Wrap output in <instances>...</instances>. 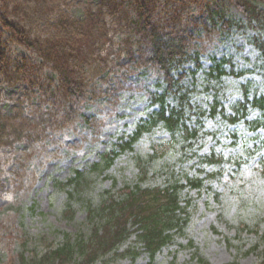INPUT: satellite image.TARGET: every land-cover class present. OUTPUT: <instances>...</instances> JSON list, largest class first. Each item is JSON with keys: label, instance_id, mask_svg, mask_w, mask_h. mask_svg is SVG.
<instances>
[{"label": "rangeland", "instance_id": "1", "mask_svg": "<svg viewBox=\"0 0 264 264\" xmlns=\"http://www.w3.org/2000/svg\"><path fill=\"white\" fill-rule=\"evenodd\" d=\"M139 4L161 32L193 38L189 52L199 65L189 58L175 69L183 77L166 95L168 109L182 112L185 127L201 125L190 142L177 132L172 139L158 124L131 148L121 146L136 124L158 110L151 98L164 89L146 62L149 48L135 25ZM211 9V0H0V16L26 38V43L11 38L0 24L7 59L0 75V264H17L21 253L31 256L55 247L66 233H85L81 204H97L106 191L118 195L125 184L156 187L173 178L184 184L186 176L199 177L202 186L181 190L186 222L173 230L172 241L156 253L153 264H201L196 256L207 264L259 262L264 172L258 168L264 145L247 151L264 138L263 127L252 130L247 124L259 113L250 107L244 120L231 125L207 112L216 99L231 115L246 83L249 95L264 96V61L249 41L250 29L212 25ZM228 15L237 23L241 18L233 8ZM221 58L229 61L225 73L212 78L209 68ZM59 63L75 83V94L59 88ZM230 66L241 74H230ZM153 146L159 154L146 160L147 174L140 181L136 158L152 155ZM212 151L243 161L238 166L199 164V157ZM113 152L106 169L90 171ZM74 171L84 174L87 185L70 197L69 187L55 183ZM70 205L72 219L63 215ZM130 247L138 253L113 256L108 264L149 262L134 234L118 252Z\"/></svg>", "mask_w": 264, "mask_h": 264}, {"label": "trees", "instance_id": "2", "mask_svg": "<svg viewBox=\"0 0 264 264\" xmlns=\"http://www.w3.org/2000/svg\"><path fill=\"white\" fill-rule=\"evenodd\" d=\"M213 9L210 11V22L213 25L220 24L223 28H229L235 21L228 16L230 8H235L243 17L238 20L240 27L249 28L253 34L249 41L258 50L262 61H264V0H211ZM138 17L135 25L139 29L142 38L148 46L147 63L154 67L159 74L164 89L161 94H153L152 103L158 105V110L153 111L145 120L135 125L134 131L128 136L127 141L122 142L123 147L131 148L132 144L144 132H149L156 125L161 124L169 131L174 139L175 132L181 133L182 141L193 140L201 127H185L182 122V112L176 109H168L166 104V95L168 91L177 88L181 75L174 73V70L186 59L191 58L189 48L191 40L190 34L182 33H163L151 22L148 9L143 5H138ZM0 24L4 30L10 33V37L26 43L23 31H20L17 25L7 21L0 16ZM29 43L27 42V45ZM30 46V45H29ZM197 63V55L193 56ZM7 59L2 50L0 41V75L6 69ZM227 59L213 60L209 75L218 78L224 73L223 64ZM61 64V65H60ZM64 65L59 63L55 65V70L59 74V88L65 95L75 94V83L69 78L68 70L62 69ZM232 74L234 73L230 70ZM249 84L242 86L243 102H237L233 108V114L226 116L219 107L217 100L209 106V115L214 117L217 114L234 124L240 118L244 119L249 107H254L259 112V117L248 122L249 128L257 130L264 128V96L253 95L248 97ZM177 89H174L176 92ZM182 96L180 99H184ZM205 111H201L204 114ZM259 146L264 145V138L259 141ZM120 146V147H121ZM259 146L247 150L249 153L255 151ZM159 147V146H157ZM161 147V146H160ZM160 151V150H159ZM158 149L152 147V155L136 158L138 170V179L141 181L147 174V159L152 160L158 156ZM115 152L106 154L101 162L90 166V171L104 170L113 161ZM243 161V157L234 156L228 159L221 154L212 152L210 155L201 157L199 163L220 164L230 162L238 166ZM260 171L264 172V162H260ZM87 178L80 171H74L65 182H56L55 184L65 189L69 187L68 194L71 197L72 192L84 190L87 185ZM186 184H181L176 178L164 186L147 187L141 186L140 182L125 184L118 195L106 191L97 204L91 201L82 203L81 206L86 211L87 231L71 236L66 233L59 245L55 247L47 246L42 252H34L31 256H25L22 253L19 256L17 264H108L113 256H119L123 253L131 252L132 255L138 253L136 247L124 249L118 252L120 246L134 234L136 242L143 251L149 255V263L153 264L155 253L164 246L168 245L173 239V230H181L186 222V211L184 205H181V190L188 186L189 188H199L202 186V179L199 177L185 178ZM63 215L72 219L74 210L71 205L64 209ZM184 215V216H183ZM191 243H189L190 245ZM137 249V250H136ZM260 262L264 264V245L260 253ZM201 264H207L197 257ZM234 264V263H232Z\"/></svg>", "mask_w": 264, "mask_h": 264}]
</instances>
